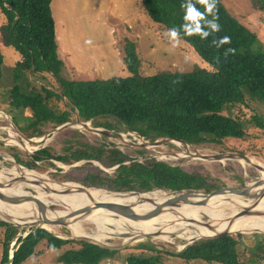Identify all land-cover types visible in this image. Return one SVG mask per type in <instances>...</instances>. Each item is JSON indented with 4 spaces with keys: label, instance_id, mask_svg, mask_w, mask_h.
<instances>
[{
    "label": "trees",
    "instance_id": "trees-1",
    "mask_svg": "<svg viewBox=\"0 0 264 264\" xmlns=\"http://www.w3.org/2000/svg\"><path fill=\"white\" fill-rule=\"evenodd\" d=\"M252 8L264 16V0H250ZM51 0H0V13L4 23L0 25V43L12 47L20 56L12 69L13 86L9 91V105L30 111V119L24 126L14 123L25 133L30 130L36 136L46 123L54 127L69 121V112L51 108V99L68 102L82 121L109 118L126 131L136 132L143 139L153 142L168 138L181 140L191 146L221 145L223 141L239 140L245 136V122L240 116H228L223 112L231 106L245 105L246 99L264 103V50L257 35L230 16L218 0H139L149 21L166 32L174 29L177 40L189 45L210 70L201 68L191 72L140 73V60L136 46L126 40L123 46V63L128 75L95 80H66L60 76L63 62L58 59L54 21L50 9ZM208 5H212L211 9ZM199 13L195 20L185 19L188 7ZM199 26V31H191ZM179 41V42H180ZM181 42V43H182ZM3 56L0 53V78ZM49 73L61 89L54 92L45 86L25 90L33 81L29 77ZM255 126L262 130L264 124L252 116ZM108 130L117 125L101 124ZM94 126H99L94 123ZM81 144L80 148L65 155H53L46 148L35 151L25 166L37 169L36 163L57 161L64 165L79 161H97L106 167L118 166L112 173L85 171L80 183L111 192L155 189L180 191L203 189L213 185L206 178L184 171L162 161L137 162L117 149ZM16 161L22 163L20 160ZM128 162V163H126ZM50 167H55L48 162ZM74 188L79 187L70 183ZM1 238L0 264H22L35 256L41 242L48 251L67 248L56 258L58 264H107L118 250L99 247L83 240L55 237L37 228L25 230L8 226ZM31 230V231H30ZM21 235H17V234ZM253 247L259 256L248 260L250 264H264V234H256ZM255 239V238H254ZM15 250L9 260L10 244ZM243 235H225L201 239L185 247L176 256L185 262L200 260L216 264H247L241 253ZM244 243V242H243ZM138 247L155 253L152 256L129 255L125 264H158L160 250L147 244ZM10 262V263H9Z\"/></svg>",
    "mask_w": 264,
    "mask_h": 264
},
{
    "label": "rangeland",
    "instance_id": "rangeland-1",
    "mask_svg": "<svg viewBox=\"0 0 264 264\" xmlns=\"http://www.w3.org/2000/svg\"><path fill=\"white\" fill-rule=\"evenodd\" d=\"M218 1L221 2L230 16L234 17L257 35L259 43L264 50V16H260L252 8L250 0ZM50 9L55 25L57 55L58 59L63 62L60 73L63 79L95 80L127 76L128 73L122 58L124 56L123 46L126 40L133 42L136 46L137 57L140 60L139 70L142 75H152L157 72H191L196 68L210 70V66L197 56L189 45L177 40L162 27L152 24L139 0H51ZM3 23L4 18L0 13V25ZM0 53L3 56L2 75L0 78V128H9L11 130L0 131V154H6L13 160L17 158V160L22 162L18 165L23 168H26L25 164L29 162L30 156L40 148H46L51 154L57 156L71 153L73 150L80 148L81 144H88L96 148H102L101 146L117 148L121 153L138 162L156 160L172 166H179L188 173L198 174L206 178V183L213 185L210 191L224 187L228 188L223 191L239 188L243 185H248L249 182H253L260 176L257 168L244 162L243 164L242 160L206 161L194 160L189 156L178 158L176 156H181V150L185 151L186 149L184 145L176 143L178 144L177 146L174 144L175 142H164L158 146H149V142L145 141V139H142V141L136 135V132L124 130L125 128L122 125H117L114 120L109 118H96L94 121L90 120L86 121V123H88L89 128L93 129H105L101 125L104 123L117 125V130L109 131L119 133L122 136L121 139L97 135L85 129H75L72 127L52 132L56 127L51 123H46L40 128L42 133L40 136H36L30 130L22 133L18 131L14 123L18 127L26 125L30 119V111L16 109L9 105V91L13 86L12 69L17 60L20 59V56L12 47H5L1 43ZM29 79L33 81V84L29 86L27 84L23 85L25 90L35 88L38 90L39 87L45 86L47 89L59 92L56 80L48 73L29 77ZM48 105L58 111H68V122L70 123L75 122L77 119L76 111L68 107L66 99L59 102L51 99ZM223 114L227 115V117L236 115L242 117L245 122L244 138L223 141L221 145L187 146L189 153L209 156L228 154V152L242 154L264 165V135L262 130L257 128L255 122L252 120V116H257L264 124V103L247 98L244 106L236 105L228 107ZM79 121L84 122L81 119ZM94 123H97L99 126H94ZM6 131H9V134ZM11 133L13 134L11 135ZM10 137L13 138L12 141ZM6 138L8 139L5 140ZM15 138L22 144L26 141L29 146L25 145V147L26 149L29 147L28 150L30 151L15 147L20 146ZM37 138L43 139L39 142ZM48 162H52L55 167H50ZM10 167H13L12 163L0 156V170L1 168L9 169ZM36 167L37 169H29L33 170L32 176L39 173L42 175V179H47L55 184L71 182L86 188L89 186L80 183L85 171L111 173L110 167L108 168L97 161H80L77 164L72 163L68 165L57 161H42L36 163ZM42 184L36 180L34 185L42 186ZM30 188L34 191L26 189L30 193V197L35 196V189L32 186ZM154 191L157 190L150 192ZM139 192L142 193L141 191ZM251 193L253 192L249 191V194ZM246 201L244 200V202ZM45 205L56 210V212L57 210H62L61 207L56 205L49 203ZM64 206L69 207V211L74 209L70 205ZM158 218L157 221L161 220V218ZM85 226L87 230L89 229V232L95 231L93 224L86 223ZM22 229L25 230V233L28 232L27 228H19V230ZM55 229V232L50 231L54 236L68 240H80L70 237V232L65 226H55ZM3 233L4 228L0 227V258ZM240 234L243 235L244 243L242 242V244L246 246V250L241 253L244 262L257 258L260 252L256 249L251 251L248 249L253 247L254 242H257L256 238H259L252 236L261 233ZM164 235H162L163 239L166 237ZM125 237H113L112 239H108L106 243L107 245L110 244V246H119ZM168 240L175 245L182 243L180 239L174 237ZM14 244L15 241L10 244V251L13 249ZM140 244H147L156 250H160L158 264H208L200 260H192L187 263L176 256L167 255L168 253H178L176 246H170L154 237H141L139 240L136 239L135 241L125 243L107 264H125V259L129 255H156L153 252L138 247ZM39 245L41 246H37L35 256L30 257L22 264H58L56 258L59 254L69 247L78 248V245L71 243L59 250L48 251L43 247V242ZM247 264L250 263L248 262Z\"/></svg>",
    "mask_w": 264,
    "mask_h": 264
},
{
    "label": "bare ground",
    "instance_id": "bare-ground-1",
    "mask_svg": "<svg viewBox=\"0 0 264 264\" xmlns=\"http://www.w3.org/2000/svg\"><path fill=\"white\" fill-rule=\"evenodd\" d=\"M86 126L89 128L88 124H86ZM72 128L83 129L84 127L80 123H73ZM2 130L10 129L0 128V131ZM6 132L9 134V131ZM12 134L13 133H11V135ZM7 139L8 138L5 140ZM37 139H39L40 142L41 138ZM10 140L12 141L13 138L10 137ZM17 142L20 146L14 145L15 147L30 151L28 150L29 147H27V149L25 147V145H28L26 141L23 142L24 144L20 143L19 140H17ZM176 143L178 142L174 144L178 146ZM181 152V156L177 155L176 157H192L188 149L185 151L181 150ZM0 156H2L3 159L9 160L13 165V167L9 169L1 168L0 170V184H2L0 193L2 195L12 199L30 197L28 190L34 192L30 186L36 191L35 196H31V198L33 197L32 200L22 199L17 202L0 200V219L8 223H16L21 226L41 225L47 230L55 232V226L43 223V218L47 220L63 218L66 222L65 228L70 232V237L85 238L102 245H107L106 241L113 237L126 236L123 239V243H127L131 239L139 240L141 237H144L145 233L155 232L156 236H154V238L163 242H170L168 239H171V234H175L177 239L188 242L192 238L221 231L231 232L240 230L247 232L259 230L264 232V165L254 159L248 158L249 160L246 164L259 167L257 170H259L260 176L257 181L254 180L248 183L247 187L249 191L253 192L251 194L248 193V197L238 198V196H233L237 191L246 190L245 187L220 191L221 195L227 196H214L204 206L182 204L175 212L165 207L161 215L150 220L135 222L118 216L106 208L94 207V205L100 202L120 204L130 208L134 213L142 214L151 211L156 205L162 204L171 198V194L164 191L139 194H117L116 192L107 191L106 189L96 188L77 190L70 184L71 182L55 184L47 179H42V175L37 172L38 175L35 174L36 176L34 175V177L32 176L33 170L16 165L13 159L6 154H0ZM29 171L31 172L29 173ZM17 174L19 175L17 176ZM11 178L13 179L11 180ZM36 180L40 183L41 180L45 182H42V186H35ZM65 189L71 192L67 194L61 193L62 190ZM228 197L231 199L229 201L230 203L224 199ZM201 198L202 196L199 195L192 198V200H200ZM49 200H51V202H49ZM242 200L247 201L243 202ZM46 203L59 206L62 210H57L56 212V210L46 206ZM38 204L41 206V209L37 207ZM64 205H70L74 209L69 211V207ZM86 207L91 208L87 213H72L75 210L83 211ZM242 209H248L253 214L235 217V214ZM158 217H160L161 220L157 221ZM205 217L209 219L211 228L196 223H189L186 220V218H193L199 221ZM172 221L174 223H172ZM86 223L93 224L95 231L89 232V229L87 230L85 226ZM162 235L166 236L165 239L162 238ZM108 245L110 246V244ZM176 247L181 248L182 244L176 245Z\"/></svg>",
    "mask_w": 264,
    "mask_h": 264
},
{
    "label": "water",
    "instance_id": "water-1",
    "mask_svg": "<svg viewBox=\"0 0 264 264\" xmlns=\"http://www.w3.org/2000/svg\"><path fill=\"white\" fill-rule=\"evenodd\" d=\"M62 95V93H61ZM78 115H77V119L75 120V122H66L65 124H62L60 125L59 127L55 128L52 132H56V131H59V130H62V129H66L68 127H72V124L73 123H80L85 130H88V131H91L97 135H103V136H106V137H112V138H116V139H121V135L119 133H115L113 131H109V130H106V129H97V128H88L86 126V123L84 122H80L79 119H78ZM164 142H178L179 144L181 145H184L187 149V146H190L188 144H186L185 142L181 141V140H172V139H168V138H161L156 141H153V142H149L148 145L149 146H158L160 144H163ZM185 149V150H186ZM192 157L194 160H206V161H221V160H242L244 163H248V158L245 156V155H242V154H234V153H229L228 154H215V155H204V154H191ZM13 162L18 165L19 163L15 160H13ZM19 166V165H18ZM118 166H115L111 169V171H114ZM257 169H259V167H255ZM258 178L255 180L257 181ZM42 182H45L43 180H41V183ZM79 185V184H78ZM248 185H243L242 187H245L246 190L244 191H237L233 196H238L239 197H248L247 196V193H249V188L247 187ZM0 187H2V184H0ZM228 187H224V188H220V189H217V190H209V191H206V190H203V189H187V190H180V191H171V192H168L171 194V198H169L168 200H166L165 202H163L162 204H159V205H156L151 211H148L146 213H142V214H139V213H134L130 208L128 207H125L123 205H120V204H111V203H95L94 207H102V208H106L110 211H112L113 213H115L116 215L118 216H121V217H124L126 219H129L131 221H146V220H150L154 217H157L159 215H161L163 213V209L166 208H169L171 211L175 212L176 209H178L182 204H188V205H193V206H204L212 197L214 196H227V195H221L220 191H223L224 189H226ZM77 190H85L87 189L86 187L84 186H81L79 185V187H76ZM71 191L65 189V190H62L61 193H69ZM150 193V192H149ZM117 194H139V192H135V191H132V192H123V193H117ZM201 195L202 198L200 200H195L192 198H194L195 196H199ZM230 197V196H229ZM224 198L227 202H229L231 199L230 198ZM32 200L31 197H22V198H7L5 197L4 195H2L0 193V200H7V201H13V202H17V201H20V200ZM249 200V199H248ZM244 202V200H242ZM230 203V202H229ZM38 208L41 209V206L38 204L37 205ZM91 208H84V210H75L74 212L72 213H87L88 211H90ZM250 214H253L251 213V211H249L248 209H242L240 212H238L237 214H235V217H239V216H243V215H250ZM186 220L189 222V223H196L198 225H202V226H205L207 228H211L210 226V223H209V219H207L206 217L203 218L202 220H196V219H193V218H186ZM43 223L45 224H48V225H51V226H66V222H65V219L63 218H59V219H55V220H47V219H44L43 218ZM184 221V220H183ZM0 222L8 225V226H14V227H19V228H27V229H31V230H35L37 228H42L48 232H50L49 230H47L46 228L42 227L41 225H35V226H27V225H23L22 227L20 225H17V224H12V223H8L6 221H3L0 219ZM172 223H174L172 221ZM30 230V231H31ZM253 232H257V233H261V234H264V232L262 231H259V230H251V231H240V230H234V231H221V232H214L212 234H208V235H202L200 237H196V238H192L190 239L188 242H185L184 240H181L182 241V247L181 248H177L178 251H181L182 249H184L185 247H187L188 245H191L193 244L194 242L198 241V240H201V239H210V238H216V237H221V236H225V235H230L231 234H236V233H253ZM51 233V232H50ZM156 233V232H155ZM155 233H145L144 234V237L142 238H148V237H154L156 236ZM27 235V233H25L23 235V237H25ZM57 237V236H56ZM170 237H174V238H177L175 234H171ZM60 238V237H59ZM62 239V238H61ZM77 239H80V240H83L85 242H88V243H91V244H95L99 247H103V248H108V249H119L121 247L124 246L125 243H121L119 246H108V245H102V244H99V243H95L93 241H90L88 239H85V238H77ZM141 239V238H140ZM136 239H131L129 242L131 241H135ZM166 244L170 245V246H176L175 244H173L172 242H165ZM11 259V258H10Z\"/></svg>",
    "mask_w": 264,
    "mask_h": 264
},
{
    "label": "clouds",
    "instance_id": "clouds-1",
    "mask_svg": "<svg viewBox=\"0 0 264 264\" xmlns=\"http://www.w3.org/2000/svg\"><path fill=\"white\" fill-rule=\"evenodd\" d=\"M211 7H212V5H208V8L209 9H211ZM199 15V13H197L196 11H194L190 6L188 7V10H187V15H186V17H185V19H192V20H195L196 18H197V16ZM54 28H55V25H54ZM191 31H199V26L197 25V27H196V29H193V30H191ZM170 34L172 35V36H175L176 35V32H175V30L174 29H172V30H170ZM56 43H57V39H56ZM49 74V73H48ZM59 86V85H58ZM59 92L61 93V89H60V87H59ZM64 99V98H63ZM78 115V114H77ZM79 118V117H78ZM80 119V118H79ZM13 122V121H12ZM84 123H86V121H84ZM65 124V123H64ZM86 124H88V123H86ZM57 127H59V126H57ZM56 127V128H57ZM84 129V128H83ZM19 131V130H18ZM136 135L138 136V137H140L137 133H136ZM122 137V136H121ZM141 138V140L143 139L142 137H140ZM43 139V138H42ZM41 139V140H42ZM40 140V141H41ZM144 140V139H143ZM142 140V141H143ZM157 140H159V139H157ZM145 141H147V140H145ZM144 141V142H145ZM156 141V140H155ZM143 142V143H144ZM149 142V141H148ZM191 146V145H190ZM110 148H114V147H110ZM114 149H117V148H114ZM118 150V149H117ZM119 151V150H118ZM191 154H194V153H191ZM15 158V157H14ZM186 158V157H185ZM16 159V158H15ZM137 161V160H136ZM80 162V161H79ZM138 162V161H137ZM76 164L78 163V162H75ZM19 165H20V163H19ZM115 167V166H114ZM27 168V167H26ZM113 167H111V169H112ZM27 169H29V168H27ZM113 171H111V173H112ZM88 188H94V187H88ZM96 189H103V188H96ZM155 190H157V191H164V192H166V190H161V189H155ZM108 191V190H107ZM130 192H132V191H130ZM135 192H139V191H135ZM150 192V191H149ZM168 192H171V191H168ZM167 192V193H168ZM116 193H123V192H116ZM140 193V192H139ZM142 193H148V192H142ZM17 228H19V227H17ZM28 231H29V229H28ZM27 233V232H26ZM50 233V232H49ZM23 234H25V233H23ZM56 237V236H55ZM57 238H59V237H57ZM61 239V238H60ZM107 244V243H106ZM189 246V245H188ZM103 248V247H102ZM108 249V248H107ZM15 250V246H13V249H11V251H10V256H9V260L11 261V259H12V255H13V251ZM116 250H118V249H116ZM183 250V249H182ZM181 250V251H182ZM178 252H180V251H178ZM11 258V259H10ZM10 263V262H9Z\"/></svg>",
    "mask_w": 264,
    "mask_h": 264
},
{
    "label": "flooded vegetation",
    "instance_id": "flooded-vegetation-1",
    "mask_svg": "<svg viewBox=\"0 0 264 264\" xmlns=\"http://www.w3.org/2000/svg\"><path fill=\"white\" fill-rule=\"evenodd\" d=\"M253 187V186H252Z\"/></svg>",
    "mask_w": 264,
    "mask_h": 264
}]
</instances>
